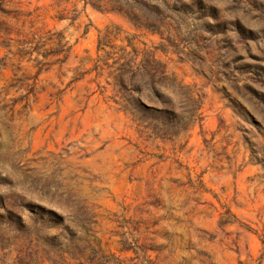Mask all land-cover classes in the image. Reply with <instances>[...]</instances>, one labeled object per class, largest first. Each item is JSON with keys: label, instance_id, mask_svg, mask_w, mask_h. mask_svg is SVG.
<instances>
[{"label": "rangeland", "instance_id": "1", "mask_svg": "<svg viewBox=\"0 0 264 264\" xmlns=\"http://www.w3.org/2000/svg\"><path fill=\"white\" fill-rule=\"evenodd\" d=\"M0 264H264V0H0Z\"/></svg>", "mask_w": 264, "mask_h": 264}]
</instances>
